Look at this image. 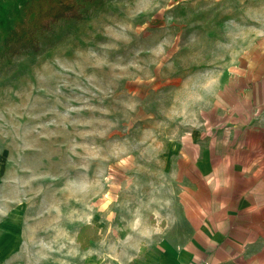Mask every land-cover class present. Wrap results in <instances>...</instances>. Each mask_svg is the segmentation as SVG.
Here are the masks:
<instances>
[{"label":"rangeland","instance_id":"1","mask_svg":"<svg viewBox=\"0 0 264 264\" xmlns=\"http://www.w3.org/2000/svg\"><path fill=\"white\" fill-rule=\"evenodd\" d=\"M29 1L0 9V52ZM79 2L0 62V264H131L167 228L188 144L264 126L244 117L264 0ZM85 224L101 238L83 248Z\"/></svg>","mask_w":264,"mask_h":264},{"label":"crops","instance_id":"2","mask_svg":"<svg viewBox=\"0 0 264 264\" xmlns=\"http://www.w3.org/2000/svg\"><path fill=\"white\" fill-rule=\"evenodd\" d=\"M10 1L0 0V9ZM263 82L260 72L254 86L260 88ZM248 95L251 109H245L244 117L262 113L264 92ZM261 125L237 126L229 139L211 137L188 144L189 149L179 154L184 184L167 228L153 238L147 236L151 244L140 247L141 257L131 264H264Z\"/></svg>","mask_w":264,"mask_h":264},{"label":"trees","instance_id":"3","mask_svg":"<svg viewBox=\"0 0 264 264\" xmlns=\"http://www.w3.org/2000/svg\"><path fill=\"white\" fill-rule=\"evenodd\" d=\"M91 2L93 0H83ZM25 16L20 19L2 39L0 62L23 52L39 50V32L48 31L52 25L64 18L80 19L82 4L79 0H30ZM100 238L99 229L91 224L81 227L78 242L89 247Z\"/></svg>","mask_w":264,"mask_h":264}]
</instances>
